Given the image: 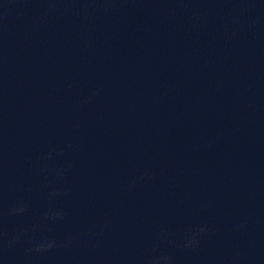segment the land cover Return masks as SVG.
Returning <instances> with one entry per match:
<instances>
[{"label": "clouds", "instance_id": "obj_1", "mask_svg": "<svg viewBox=\"0 0 264 264\" xmlns=\"http://www.w3.org/2000/svg\"><path fill=\"white\" fill-rule=\"evenodd\" d=\"M36 250H37V251H39L40 249H39V248H37Z\"/></svg>", "mask_w": 264, "mask_h": 264}]
</instances>
